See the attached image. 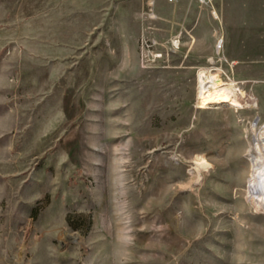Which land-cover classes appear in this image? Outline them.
Listing matches in <instances>:
<instances>
[{
    "label": "rangeland",
    "instance_id": "obj_1",
    "mask_svg": "<svg viewBox=\"0 0 264 264\" xmlns=\"http://www.w3.org/2000/svg\"><path fill=\"white\" fill-rule=\"evenodd\" d=\"M210 1L0 0V264H264V0Z\"/></svg>",
    "mask_w": 264,
    "mask_h": 264
},
{
    "label": "bare ground",
    "instance_id": "obj_2",
    "mask_svg": "<svg viewBox=\"0 0 264 264\" xmlns=\"http://www.w3.org/2000/svg\"><path fill=\"white\" fill-rule=\"evenodd\" d=\"M173 41V40H172ZM174 48H179V40L173 41ZM199 95H202L203 102L220 105H236V101L230 92V87H221L213 79L209 70L199 71ZM240 91L237 87L236 93ZM240 96L242 95L239 92ZM255 103L248 105L253 108ZM258 129V122L251 125L252 142L248 147L249 175L246 182V200L256 211L264 212V124ZM204 160V159H203ZM195 162L197 179L201 177V170L208 167L207 161ZM206 161V162H205Z\"/></svg>",
    "mask_w": 264,
    "mask_h": 264
},
{
    "label": "crops",
    "instance_id": "obj_3",
    "mask_svg": "<svg viewBox=\"0 0 264 264\" xmlns=\"http://www.w3.org/2000/svg\"><path fill=\"white\" fill-rule=\"evenodd\" d=\"M230 34H231V38H228V37L224 38V43H223L224 50H229V51L234 50L237 54L239 52L241 56L243 57V52L245 50V47H244L245 39H244L243 31L239 30L238 26H236L235 30L232 31ZM233 35H235V37ZM231 62H234V64H237V62L235 61H231Z\"/></svg>",
    "mask_w": 264,
    "mask_h": 264
},
{
    "label": "built area",
    "instance_id": "obj_4",
    "mask_svg": "<svg viewBox=\"0 0 264 264\" xmlns=\"http://www.w3.org/2000/svg\"><path fill=\"white\" fill-rule=\"evenodd\" d=\"M177 0H168V2L169 3H174V2H176ZM202 3H205V4H211V1L210 0H200ZM217 48H218V50L220 51L221 50V48H222V45H223V42H222V40L221 39H219L218 41H217ZM222 79L225 81V82H229V80H230V77L228 76V75H226L224 72H222ZM236 85H237V87H238V85H242V82L240 81V82H236ZM240 87V86H239Z\"/></svg>",
    "mask_w": 264,
    "mask_h": 264
}]
</instances>
